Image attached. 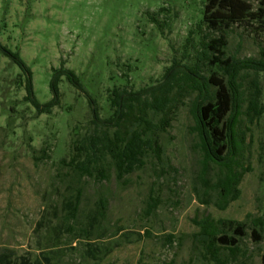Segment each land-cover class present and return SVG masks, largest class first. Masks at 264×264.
Returning <instances> with one entry per match:
<instances>
[{"label":"rangeland","instance_id":"obj_1","mask_svg":"<svg viewBox=\"0 0 264 264\" xmlns=\"http://www.w3.org/2000/svg\"><path fill=\"white\" fill-rule=\"evenodd\" d=\"M204 4L205 0H0V44L31 70L39 103L51 99L52 73L63 66L75 73L95 100L99 116L106 119L114 89L137 91L157 84L174 63L198 64L202 75L216 72L223 79L212 58L198 61L203 43L218 36L202 21ZM249 4L256 12L264 0ZM249 22L225 30L228 57H261L264 20ZM241 74L245 85L257 78L263 112L253 123L246 114L240 117L243 144L234 158V171L241 178L226 199L219 183L225 169L210 163L203 176L191 94L176 97L169 127L158 132L160 157L147 155L144 166L122 181L112 170L106 180L85 178L77 217L64 221L59 206L71 193L65 189L70 179L66 163L76 153V141L93 128L87 99L62 77L59 105L50 114H38L24 99V75L0 51V253L8 254L10 264H32L47 250L56 252L53 262L60 264H261L264 72ZM179 84L184 85L182 80ZM103 161L110 166L108 157ZM99 198L106 200V209L89 239L81 228L88 227ZM150 199L156 207L149 212ZM206 217L243 226L240 236L235 225L223 229L227 238L237 239L233 251L219 244L208 250L201 242ZM88 242L98 248L96 260L86 253Z\"/></svg>","mask_w":264,"mask_h":264},{"label":"trees","instance_id":"obj_2","mask_svg":"<svg viewBox=\"0 0 264 264\" xmlns=\"http://www.w3.org/2000/svg\"><path fill=\"white\" fill-rule=\"evenodd\" d=\"M249 1L205 0L202 21L208 30L216 32L218 36L203 43V52L198 61L210 62L212 58L214 62L211 64L222 72L223 79L218 78L216 72L209 77L202 75L198 64L188 67L174 63L157 84L137 91L126 88L114 89L109 99L111 115L106 119L99 116L95 100L84 91L75 73L63 66L52 73L49 82L51 99L46 103H39L33 91L31 70L17 53L0 44V51L9 57L24 75L26 92L24 99L38 114H50L52 109L59 105L58 85L62 77L72 87L84 93L87 99L93 128L91 132L76 141V153L66 163L70 167V179L65 189L71 193L63 197L59 206L60 212L64 213V221L75 220L77 217L82 194L80 184L85 178L106 180L112 170L115 179L122 181L126 175L144 166L147 155L160 157L158 132H163L169 127L177 96L194 94L191 107L199 148L203 155V176L210 163L225 169L224 177L219 181L221 197L224 200L231 194L241 178L240 174L234 171V158L241 152L243 144V139L238 134L240 117L246 114L249 123H253L263 112L262 107L259 106L261 88L257 78H253L245 85L241 73L248 70L255 75L264 72V49L261 50V57L257 60L253 58L237 60L228 57L226 52L225 30L232 24H248L252 20H264V5L263 8L252 12ZM180 80L184 85L179 84ZM105 157L109 158L110 166L103 163ZM61 163L65 161L62 160ZM106 204L105 199L99 198L89 216L88 227L81 228L87 238H92L100 218L104 216ZM155 207L156 202L150 199L148 211H152ZM63 225L58 227V231H62ZM234 225L238 235H243V226L238 223L214 221L206 217L201 223L200 240L208 250L219 244L233 251L237 239L227 238L222 233L224 228H232ZM68 229L72 227L69 226ZM167 239L169 243L172 241L171 236H167ZM98 252L95 245L87 243L88 255L96 260ZM8 253L10 254L9 251ZM55 254L53 250L41 252L40 258L32 264H60L53 262ZM21 260L23 263L28 262L24 258ZM261 262L264 264V257ZM0 264H10L9 256L5 251L0 253Z\"/></svg>","mask_w":264,"mask_h":264}]
</instances>
